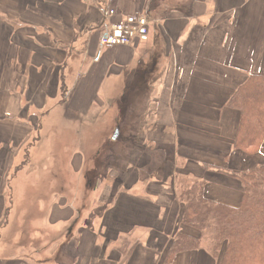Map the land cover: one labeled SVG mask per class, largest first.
<instances>
[{"label":"crops","instance_id":"0c3cea01","mask_svg":"<svg viewBox=\"0 0 264 264\" xmlns=\"http://www.w3.org/2000/svg\"><path fill=\"white\" fill-rule=\"evenodd\" d=\"M108 10L117 13L114 21L147 17L149 40L102 48ZM140 63L156 70L148 74L157 78L151 118L132 136L124 166L111 172L115 183L99 181L98 207L87 206L91 190L81 195L83 183L81 190L68 186L50 200L37 244L24 252L25 238L17 243L10 233L21 223L6 210L16 204L6 201L0 176V264H166L178 234L199 235L181 223L183 187L205 182L210 199L241 204V182L221 170L264 163V145L250 156L235 150L241 114L229 107L250 76L264 74V0H0V144L12 149L6 159L1 152L0 171L14 160L0 173L11 175L18 145L42 128V115L102 111ZM100 156L92 167L75 154L69 169L84 180ZM204 250L178 254L172 264H219Z\"/></svg>","mask_w":264,"mask_h":264},{"label":"rangeland","instance_id":"374dc122","mask_svg":"<svg viewBox=\"0 0 264 264\" xmlns=\"http://www.w3.org/2000/svg\"><path fill=\"white\" fill-rule=\"evenodd\" d=\"M139 66L136 74L125 77L122 92L117 94V100L109 101L102 111H97L98 106H94L95 111L89 114L68 111L69 119L67 115L65 116L66 111L61 109L57 112L52 111V117L51 113L42 115L40 122L42 128L28 135L27 140L18 145L20 151L17 157L19 158L9 175V186L6 182L9 176L0 173L2 178L5 177L6 201L9 204L12 200L11 202L16 204L15 208L10 204L6 210L12 217H19L21 223L20 230L18 225H12L10 233L17 237V243L25 238L20 244L24 252L32 251L37 244L33 237L40 232V220L47 214L50 200L54 203L53 199L61 193H66L68 186L81 190L82 187L79 186L83 183L84 192L81 191V195L89 193L86 188L91 190L87 198V206L98 207L100 193L96 189L99 187V181L106 177L108 181L115 183L113 181L115 175L111 172L124 166L126 162H122V157L128 155L130 151L132 136L139 135L140 130L143 129L140 127L141 123L143 125V122L151 118L152 114V110L149 112L148 109L155 86L154 81L157 78L156 74L152 76L148 74L155 73L156 70L151 68L147 71L145 63H140ZM121 114L123 120L116 126L118 116ZM26 129L30 131L29 128ZM118 132L120 136L117 139L115 137ZM161 134L158 132L156 136ZM146 138L145 136L140 139L143 145ZM8 148H10L8 143L0 144V154L3 151L1 156H5V159ZM96 152L101 153V156L97 160L95 169L90 170V172L93 171L92 174L90 172L88 176L84 174V180H81V175L72 174L74 172L69 169V164L75 154H82L85 162L94 167L93 156ZM6 161V165L3 166L5 168L0 172H7L9 167L14 165L13 159ZM47 184L49 188L53 185L61 192L45 190L44 187ZM105 191L103 189V192ZM3 209L4 207L1 206L0 210ZM34 220L37 221V225H34ZM1 224L2 228L4 220ZM6 257L8 260L15 258L9 252ZM215 262L219 261L215 260Z\"/></svg>","mask_w":264,"mask_h":264},{"label":"trees","instance_id":"16d2710c","mask_svg":"<svg viewBox=\"0 0 264 264\" xmlns=\"http://www.w3.org/2000/svg\"><path fill=\"white\" fill-rule=\"evenodd\" d=\"M229 107L241 114L235 150L247 156L259 154L264 145V74L250 76ZM221 173L241 182V204L232 207L210 199L205 182L183 187L181 223L199 235L178 234L166 264H172L178 254L203 249L219 264H264V163L243 172Z\"/></svg>","mask_w":264,"mask_h":264},{"label":"built area","instance_id":"2783aa9c","mask_svg":"<svg viewBox=\"0 0 264 264\" xmlns=\"http://www.w3.org/2000/svg\"><path fill=\"white\" fill-rule=\"evenodd\" d=\"M114 10H108L106 19L110 22L101 35V46L104 49L132 46L135 42H147L150 36L151 21L143 15H131L124 20Z\"/></svg>","mask_w":264,"mask_h":264},{"label":"water","instance_id":"95a60500","mask_svg":"<svg viewBox=\"0 0 264 264\" xmlns=\"http://www.w3.org/2000/svg\"><path fill=\"white\" fill-rule=\"evenodd\" d=\"M118 135H119V132L117 133V136H116V137H118ZM116 137H115V138H116Z\"/></svg>","mask_w":264,"mask_h":264}]
</instances>
